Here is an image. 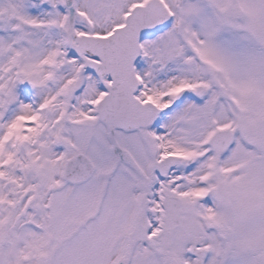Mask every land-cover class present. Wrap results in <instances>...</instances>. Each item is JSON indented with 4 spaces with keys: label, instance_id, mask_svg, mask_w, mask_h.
Masks as SVG:
<instances>
[{
    "label": "snow or ice",
    "instance_id": "obj_1",
    "mask_svg": "<svg viewBox=\"0 0 264 264\" xmlns=\"http://www.w3.org/2000/svg\"><path fill=\"white\" fill-rule=\"evenodd\" d=\"M0 264H264V0H0Z\"/></svg>",
    "mask_w": 264,
    "mask_h": 264
}]
</instances>
